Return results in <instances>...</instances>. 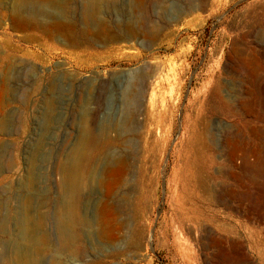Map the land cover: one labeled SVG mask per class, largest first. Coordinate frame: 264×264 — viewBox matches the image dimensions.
Wrapping results in <instances>:
<instances>
[{"label": "rangeland", "instance_id": "1", "mask_svg": "<svg viewBox=\"0 0 264 264\" xmlns=\"http://www.w3.org/2000/svg\"><path fill=\"white\" fill-rule=\"evenodd\" d=\"M85 1L0 0V264L26 218L39 264H264V0ZM83 151L78 258L58 243Z\"/></svg>", "mask_w": 264, "mask_h": 264}, {"label": "bare ground", "instance_id": "2", "mask_svg": "<svg viewBox=\"0 0 264 264\" xmlns=\"http://www.w3.org/2000/svg\"><path fill=\"white\" fill-rule=\"evenodd\" d=\"M86 3H87V5L85 6L86 8H85V11H84L85 12L84 16L89 21H92L93 18L96 16L97 12H98V9L100 7L99 5H101V0H87ZM13 4H14L15 8L21 10V9H24V7L28 5V0H14ZM135 4H136V6L139 7V2H136ZM41 10H40V12H41ZM257 62L259 64V66L260 65L262 66V63H263L262 61L257 59ZM257 62H256V64H257ZM261 66H260V68H262ZM256 70L258 71V69H256ZM134 98H135V93L133 91H129L127 93V95H126L127 103L133 101ZM51 110H52V107H51ZM194 136H196V138H199V139L205 138L204 137L205 135L202 136L199 132L195 133ZM84 152L85 151H83L82 153L79 152L75 156H73L72 159L70 160L69 164L66 165L64 167V169H63L64 178H65L66 184H65V188H64L65 197H64V202H63V206H62L61 215H60V218H61L60 222L62 223V230H61V235L59 234L60 235V241L58 243L59 251L61 253H65L68 256L71 255V257L76 255L78 258H79L78 255H80L82 257L86 256L87 251L83 247V239L81 238L82 239V241H81L80 238L78 237V235L74 231L73 217H72L71 211L77 207L76 205L78 204V201H79L78 195L80 194V192L78 193V189H79L78 178H79V176H80V174L82 172V166H83L82 164L84 162V156H85ZM259 159L260 158L258 156H256V160L258 161ZM122 172H123V168L122 169L118 168L117 170H115L114 174L116 175V177H118V176L120 177L122 175ZM81 198H83V197H81ZM81 203H82V201H81ZM76 209H78V208H76ZM114 210L112 208L106 207V205H105V208L103 209V212L99 211V214L101 213V215H100L101 219H100V221H97V222H99V225H100L99 227L102 230L101 233L103 232L104 235H106L105 237H108L110 240H114L113 238H116V237H114L116 235H114V230L112 228L113 226H115V225H113V221H112L114 216H115ZM100 216L98 218H100ZM25 223H26V231H27L26 232V239H27L28 243H30V244L26 248H22L20 250L17 249L18 251L15 254H12V257H11L12 261L15 264H39L40 256L38 255L39 254L38 252H41L44 249V247H42L43 248L42 250L40 249L41 247L39 248V246L42 244V243H40L42 241V239H41V241H37L36 238L38 236L35 238V235H32V232H33V230L31 231L32 223H31L29 218H26V222ZM34 225L36 227L35 228L36 231H37V229L38 230L42 229L44 227V225H45L44 224V219H40V218L37 219L36 223ZM47 236H48V234H47ZM48 241H50V239ZM43 242H44V240H43ZM45 243H48V242H45ZM39 250H41V251H39ZM41 253H40V255H41ZM81 259H83V258H81Z\"/></svg>", "mask_w": 264, "mask_h": 264}]
</instances>
